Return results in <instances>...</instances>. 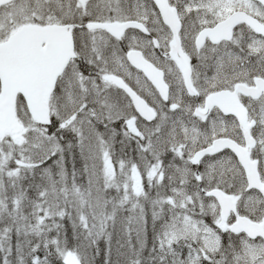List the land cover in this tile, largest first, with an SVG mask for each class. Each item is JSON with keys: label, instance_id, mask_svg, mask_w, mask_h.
<instances>
[{"label": "snow or ice", "instance_id": "snow-or-ice-1", "mask_svg": "<svg viewBox=\"0 0 264 264\" xmlns=\"http://www.w3.org/2000/svg\"><path fill=\"white\" fill-rule=\"evenodd\" d=\"M150 228L148 264H264V0H0V264Z\"/></svg>", "mask_w": 264, "mask_h": 264}, {"label": "trees", "instance_id": "trees-1", "mask_svg": "<svg viewBox=\"0 0 264 264\" xmlns=\"http://www.w3.org/2000/svg\"><path fill=\"white\" fill-rule=\"evenodd\" d=\"M69 235L71 236L72 233L69 232ZM72 244H75L76 241L73 239L70 241ZM145 242L147 244V247H145L147 249V252H144L143 253V256L145 257V260H146V264H148V261H147V257H149L150 255H152L151 253V248L153 246V242H154V233L153 231L149 233V235L147 236V238L145 239ZM101 243V248H100V251H99V254L95 255L93 258V264H107V248H106V245H104V241H100ZM144 248V249H145ZM112 264H120L119 261L121 260H118L117 258V255L113 252L112 254ZM52 264H62V262H58L56 258H53V261H52ZM123 264V263H122Z\"/></svg>", "mask_w": 264, "mask_h": 264}, {"label": "rangeland", "instance_id": "rangeland-1", "mask_svg": "<svg viewBox=\"0 0 264 264\" xmlns=\"http://www.w3.org/2000/svg\"><path fill=\"white\" fill-rule=\"evenodd\" d=\"M101 131H103V127L101 126ZM118 140H119V137H118ZM116 151L117 152H119L120 151V145H119V143H117V145H116ZM77 167L79 168L80 167V164L78 163L77 164ZM208 220H209V222H210V217L208 218ZM150 232H152V230H151V228L149 229V231L145 234V236H144V242H145V239L147 238V236L149 235V233ZM133 242L135 243V240H133ZM154 243V242H153ZM101 243H100V245H99V247L101 248ZM106 248H107V244H106ZM113 250L116 252V248H115V241L113 242ZM144 252H147V249H143V253ZM94 259V258H93ZM121 261H119V263L120 264H122L123 263V259L121 258L120 259ZM92 264H93V260H92ZM145 264H146V260H145Z\"/></svg>", "mask_w": 264, "mask_h": 264}]
</instances>
